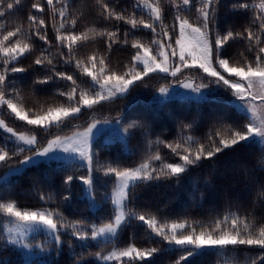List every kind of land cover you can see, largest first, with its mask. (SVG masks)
<instances>
[{"label": "snow or ice", "instance_id": "6c2138e0", "mask_svg": "<svg viewBox=\"0 0 264 264\" xmlns=\"http://www.w3.org/2000/svg\"><path fill=\"white\" fill-rule=\"evenodd\" d=\"M225 10L235 22L225 23ZM21 11L23 0H0V168L8 169L6 177L56 162L61 175L58 188L49 180L50 191L40 190V175L31 177L40 206H22L0 192L5 217L0 251L19 252L26 264H56L53 253L59 257L65 244L78 264H90L85 255L95 257L92 264H156L164 253H178L172 264H196L209 252H243V264H264V216L250 218L230 206L213 209L208 220L169 215L167 206L140 204L136 193L153 183L181 185L194 167L212 165L215 171L221 154L259 148V167L249 170V191L258 189L264 204V0H231L230 7L228 0H29L26 23L17 19L9 27L7 18ZM118 46L129 51L123 67L112 63ZM51 88L63 99L29 102ZM138 88H154L152 102L161 108L177 97L199 103L227 94L238 114L198 111L181 119L169 111L180 126L171 140L162 134L151 139L155 131L146 118H131L123 110L100 115L105 105L127 99ZM85 112L89 119L74 123ZM205 121L209 130L194 135ZM105 133L124 143L139 133L146 143L139 162H102L99 137ZM101 172L103 178L97 175ZM101 182L111 183L113 190L98 200ZM205 184L215 186L211 175ZM75 189L92 209L111 200L112 211L99 220L71 219L59 204L47 206L58 197L70 203ZM197 192L203 199L204 192L193 184L194 199ZM133 222H141L150 246H119Z\"/></svg>", "mask_w": 264, "mask_h": 264}, {"label": "trees", "instance_id": "16d2710c", "mask_svg": "<svg viewBox=\"0 0 264 264\" xmlns=\"http://www.w3.org/2000/svg\"><path fill=\"white\" fill-rule=\"evenodd\" d=\"M82 2L94 4L95 0H77V4ZM230 3L231 0H228L229 7ZM28 10L29 0H23V11L17 13L15 17H8V26L11 27L17 19L23 20L26 23L25 17ZM222 15L224 16L226 24H231L236 21V17L231 12H227V10L222 12ZM238 23H243V21L241 20ZM50 35L52 34L50 33ZM82 51L86 52L87 49ZM30 59L31 58L24 61V63H29ZM128 59L129 51L126 49V46L114 48L112 53L113 65L119 64L123 67ZM161 82L163 83L164 81ZM155 83L156 82L153 81V84ZM18 86L23 87L25 92L31 91L26 84ZM55 91V88H51L47 92L37 93L30 98L29 102L33 103L38 100L40 103H52L63 99L58 95H54ZM154 94V88L135 89L127 99L120 100L114 104L105 105L100 115H107L109 111L114 115L116 110H123L127 112L131 118H146L152 123V128L155 131V135H153L151 139L155 140L156 136L162 134V138L171 140L180 132V126L176 120L169 117V111L176 113L181 119L185 117L191 119L198 111L205 116L212 112L238 114L233 105L229 103L232 97L227 94H213L199 103L190 100L173 99L163 108L152 102ZM7 119L10 123H15L17 125L21 123L14 121L11 117H7ZM88 119L89 114L85 112L80 120L74 123L83 124ZM208 130L209 127L205 121L201 129L193 134L196 136H203ZM99 142V151L101 153L100 160L102 162L119 160L122 163L132 165L139 162L146 148V143L139 133L127 143H122L120 141L105 143L102 137H99ZM160 147L162 152H170L166 147ZM259 156V148L247 149L240 155L221 154L215 165V171H213L212 165H207L202 168L194 167L181 182V185L173 184L172 186H168L165 183H153L136 189L138 202L151 208H165V206H167L166 212L169 215L183 216L187 214L189 217L198 220L211 219L213 209L222 212L229 206L233 211L239 208L241 212H247L250 218L255 216L259 219L261 216H264V204H261L260 199L257 197L258 189L249 191L251 181L248 178L249 170L259 167ZM56 167V162L50 165L42 164L35 168H30L5 182L0 181V192L10 193L11 198H15L22 206H40L42 201L40 200L38 190L32 184L31 177L38 174L43 178L44 182L39 186L40 190H51L48 186L49 180L53 188H58L61 174L55 171ZM7 171V168H0V178ZM97 175L103 178L102 172ZM210 175L214 181V187L206 186L205 184V181ZM193 184L204 192L203 199L200 198V192L196 193L195 199L190 195V188ZM112 190L113 185L111 183L104 184L101 182L98 184V200L104 193L111 194ZM99 202L102 206L97 209H92L87 201L79 198V189H75L73 199L70 203L63 202L62 197H58L50 201L47 206L55 207L59 204L61 210L71 219L87 216L99 220L106 218L112 211L111 200ZM4 223L5 217L3 214H0V230H3ZM131 242H135L144 247L150 246V242L147 240L146 230L144 227H141V222H133L132 226L126 228L121 234L118 244L123 247L126 243ZM0 243H2V241H0ZM64 248V252L59 255V257H56L55 253H53L56 264H78V258L70 255L67 244H65ZM110 248L111 245L105 248V252L110 250ZM98 250L99 249L93 248V251ZM77 251L79 252L82 250L77 249ZM246 255L247 254L243 252L227 254L209 252L201 257H197L196 264H233L234 259L240 261V264H243ZM177 256L178 253L157 255L156 264H172V261ZM84 259L89 261L90 264L95 261V257L87 255L84 256ZM5 260L9 261L10 264H26L21 255L18 252H13L11 249L0 251V261Z\"/></svg>", "mask_w": 264, "mask_h": 264}, {"label": "rangeland", "instance_id": "374dc122", "mask_svg": "<svg viewBox=\"0 0 264 264\" xmlns=\"http://www.w3.org/2000/svg\"><path fill=\"white\" fill-rule=\"evenodd\" d=\"M180 91H184L183 89H180ZM176 99H179V100H187L186 98H183V97H177ZM102 138H103V141L105 142V143H111V142H116L117 140H115L114 138H112V137H110V135L109 134H107V133H105L104 135H102L101 136ZM120 142H122V143H124L123 141H120ZM16 175H18V174H10V175H8V176H6L5 177V175H2V177L0 178V181L1 182H5V181H7L8 179H10V178H12V177H14V176H16ZM42 239H44V237H38L37 238V240H42ZM19 253V252H18ZM20 254V253H19ZM21 255V257H22V259L24 260V262L26 263V258L22 255V254H20Z\"/></svg>", "mask_w": 264, "mask_h": 264}]
</instances>
